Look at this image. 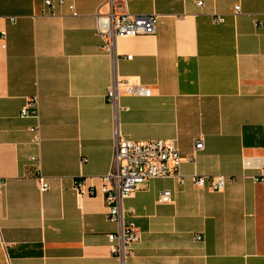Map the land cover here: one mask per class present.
Instances as JSON below:
<instances>
[{
  "label": "crops",
  "instance_id": "crops-1",
  "mask_svg": "<svg viewBox=\"0 0 264 264\" xmlns=\"http://www.w3.org/2000/svg\"><path fill=\"white\" fill-rule=\"evenodd\" d=\"M63 1L48 13L45 0H0V264H120L98 191L117 131L174 141L182 159L179 175L124 201L139 233L126 264H264V181L244 168L264 158V0H127L117 13L155 16V33L111 49L97 32L108 0ZM115 75L150 95L120 86L117 110L106 98ZM33 98L39 146L36 120L20 117ZM220 176L221 191L193 181ZM78 179L97 194L78 197Z\"/></svg>",
  "mask_w": 264,
  "mask_h": 264
},
{
  "label": "built area",
  "instance_id": "built-area-1",
  "mask_svg": "<svg viewBox=\"0 0 264 264\" xmlns=\"http://www.w3.org/2000/svg\"><path fill=\"white\" fill-rule=\"evenodd\" d=\"M110 11L105 15H99L97 19V32L111 49L114 41L119 37H135L141 35H153L156 27V17L137 16L127 11L117 13L118 7H126L127 0H108ZM48 13H54L56 8L65 5L63 0H45ZM201 5V3H199ZM73 16H76L73 6H68ZM239 12L240 7L235 9ZM131 59V57H127ZM125 86L129 95L149 96L150 91L135 79L120 80L116 75L109 87L107 102L117 110L120 96L119 87ZM21 118L34 119L37 124L30 129L33 134V143L39 146L41 132L39 126L40 114L37 98L30 99L20 113ZM204 145L202 140L196 142L195 152L201 151ZM37 157H31V162L37 166ZM182 159L174 141L157 140L144 143H136L123 137L118 131L115 136V149L112 166L107 175L101 179V187L98 190L103 196L108 220L117 227L115 233L108 236L112 253L118 258L120 264H126L133 255L135 243L139 240V233L135 225L127 222L129 213L124 209V201L128 199L138 186L149 179H166L173 175H179ZM245 169H256L259 174L254 175L255 183L264 181V158L255 161L254 166L245 162ZM39 174V173H38ZM194 184L198 187H208L213 191H221L225 188V177H194ZM39 189L41 193L49 190V185L44 177L38 175ZM5 186V180L0 179V191ZM74 190L78 197L86 195L94 196L96 190L87 187L85 181H74ZM171 201V193L164 190L159 202L167 204ZM197 240H200L197 237Z\"/></svg>",
  "mask_w": 264,
  "mask_h": 264
}]
</instances>
